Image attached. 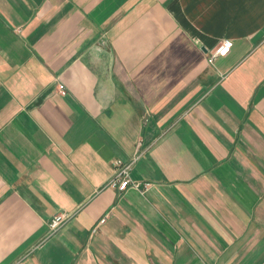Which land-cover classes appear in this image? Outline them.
Instances as JSON below:
<instances>
[{
	"label": "crops",
	"instance_id": "1",
	"mask_svg": "<svg viewBox=\"0 0 264 264\" xmlns=\"http://www.w3.org/2000/svg\"><path fill=\"white\" fill-rule=\"evenodd\" d=\"M15 263L264 264V0H0Z\"/></svg>",
	"mask_w": 264,
	"mask_h": 264
},
{
	"label": "built area",
	"instance_id": "2",
	"mask_svg": "<svg viewBox=\"0 0 264 264\" xmlns=\"http://www.w3.org/2000/svg\"><path fill=\"white\" fill-rule=\"evenodd\" d=\"M232 41L224 40L212 51L207 62L212 65L218 58L226 57L230 54V50L232 48ZM59 93L61 95H65V87L63 85H58ZM115 168H117L116 177L110 182L109 186L115 190H119L120 192L127 191L128 188L133 186L135 189L140 190L142 193H146L149 190L150 184L146 183L142 185L140 182H134L131 185V180L129 177V171L131 169V164H124L121 160H117L114 163ZM142 188V189H141ZM69 220V216L65 214H58L54 216L49 223V233L50 235H54L60 230ZM106 220L103 219L101 224H103ZM20 264V263H15Z\"/></svg>",
	"mask_w": 264,
	"mask_h": 264
}]
</instances>
